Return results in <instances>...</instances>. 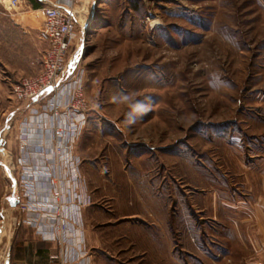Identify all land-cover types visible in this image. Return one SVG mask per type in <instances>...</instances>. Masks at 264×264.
Wrapping results in <instances>:
<instances>
[{
    "label": "rangeland",
    "instance_id": "374dc122",
    "mask_svg": "<svg viewBox=\"0 0 264 264\" xmlns=\"http://www.w3.org/2000/svg\"><path fill=\"white\" fill-rule=\"evenodd\" d=\"M76 12L69 58L88 104L73 145L82 192L91 186L94 206L114 214L131 203L119 183L132 182L134 192L135 181H148L156 223L168 228L153 229L156 240L169 242L172 264H199L183 243L201 248L211 231L197 240L191 210L204 222L212 191L221 200L251 199L264 180V0H83ZM43 32L42 8L28 0L0 7V264L10 263L25 229L15 198L32 111L14 87L41 73ZM138 103L151 110L140 114ZM125 223L98 222L93 231L111 227L103 233L117 244L111 255L119 264H146L148 254L135 253L138 222Z\"/></svg>",
    "mask_w": 264,
    "mask_h": 264
},
{
    "label": "built area",
    "instance_id": "2783aa9c",
    "mask_svg": "<svg viewBox=\"0 0 264 264\" xmlns=\"http://www.w3.org/2000/svg\"><path fill=\"white\" fill-rule=\"evenodd\" d=\"M82 2L54 0L43 4V36L48 43L43 69L37 76L23 78L14 87L18 102L32 111L22 128L24 156L19 162L17 206L23 216L20 223L59 247L51 257L57 264H82L85 259L84 253L74 251L67 237L82 225L81 211L90 201L82 192L73 151L86 124L88 104L83 77L78 75L79 79L75 75L77 71L71 72L72 57L69 58L78 25L76 10ZM19 3L20 0H0V7L11 11ZM35 131L36 136H41L38 144L31 140Z\"/></svg>",
    "mask_w": 264,
    "mask_h": 264
},
{
    "label": "crops",
    "instance_id": "0c3cea01",
    "mask_svg": "<svg viewBox=\"0 0 264 264\" xmlns=\"http://www.w3.org/2000/svg\"><path fill=\"white\" fill-rule=\"evenodd\" d=\"M77 64L70 65L71 72L75 71ZM34 126H36L35 122ZM36 133L37 131L31 135V140L38 144L41 136H36ZM75 146L73 151L76 150ZM75 153H77L76 156H79L77 151ZM36 164L42 165L40 162ZM82 169L84 171V168ZM147 183L148 181H135L134 192L130 191L134 185L132 182L119 183L120 188L129 190L128 193L123 192L125 194H123V197L125 198L126 194H129L128 200L131 203H129V206L126 205L125 209H118L114 214L102 212L94 206V199L96 198L90 192L92 190L90 186V190L87 192L89 196L87 195V197L91 196L93 204L91 203L82 209V225L74 229L73 232L68 233L67 236L74 251L84 253L85 259L82 264H119L111 255V249L114 247L116 251L117 244L114 245L112 241L110 242L107 239L108 234H105V238L103 233V231H111L109 230L111 227L109 229H94L95 231H93L94 225L98 222L107 221H115L116 226L122 227L129 225L125 223L126 221L138 222L135 226L140 229V233L133 234L135 236V253L139 255L148 254L147 258L150 260L146 261V264H150V261L152 263L155 261L156 264L173 263L170 256L169 242H164L162 236L160 242H158L152 231L155 228L162 231L168 228L165 222L156 223L157 220L154 216L156 209L151 202L155 196V191L148 187L145 188ZM137 187L143 189V193L137 191ZM249 188L252 189L254 186H249ZM16 196L15 201L17 202L20 194ZM145 196L148 199L144 200ZM115 201L119 204L118 200ZM191 211V216H193L191 219L196 222L195 224L192 220L190 222H192V227L195 228L197 240L205 241L206 227L210 228L211 231V235L207 234L210 239L209 244L205 243L201 248L198 246L195 250L192 245H188V241L183 243L188 253L195 255L199 264H264V180L261 182L259 192L254 194L251 199L242 198L235 202H231L229 199L221 200L218 191H212L211 213L209 217L205 218L204 222L199 219V214H196L195 209ZM19 215L21 220L23 216L20 212ZM183 226L186 238L187 221ZM24 227L25 229H21L11 246L9 264H57L51 260V257L59 251V247L53 242L41 239L28 227ZM152 256L154 261L151 259Z\"/></svg>",
    "mask_w": 264,
    "mask_h": 264
},
{
    "label": "clouds",
    "instance_id": "9594fccd",
    "mask_svg": "<svg viewBox=\"0 0 264 264\" xmlns=\"http://www.w3.org/2000/svg\"><path fill=\"white\" fill-rule=\"evenodd\" d=\"M135 111L139 112L140 114H147V112H149L151 110V105L150 104H142V103H138L135 106ZM129 123H134L135 120L134 119H130L128 121Z\"/></svg>",
    "mask_w": 264,
    "mask_h": 264
},
{
    "label": "trees",
    "instance_id": "16d2710c",
    "mask_svg": "<svg viewBox=\"0 0 264 264\" xmlns=\"http://www.w3.org/2000/svg\"><path fill=\"white\" fill-rule=\"evenodd\" d=\"M36 9H41L43 6L41 3H37L36 0H28Z\"/></svg>",
    "mask_w": 264,
    "mask_h": 264
},
{
    "label": "bare ground",
    "instance_id": "6f19581e",
    "mask_svg": "<svg viewBox=\"0 0 264 264\" xmlns=\"http://www.w3.org/2000/svg\"><path fill=\"white\" fill-rule=\"evenodd\" d=\"M151 22H152V23H151L152 26H155V27H156V26L159 25L158 21H156V20H152ZM5 262H6V261H5V258H3V264H8V263H5Z\"/></svg>",
    "mask_w": 264,
    "mask_h": 264
},
{
    "label": "water",
    "instance_id": "95a60500",
    "mask_svg": "<svg viewBox=\"0 0 264 264\" xmlns=\"http://www.w3.org/2000/svg\"><path fill=\"white\" fill-rule=\"evenodd\" d=\"M19 201L16 202V205H18Z\"/></svg>",
    "mask_w": 264,
    "mask_h": 264
}]
</instances>
